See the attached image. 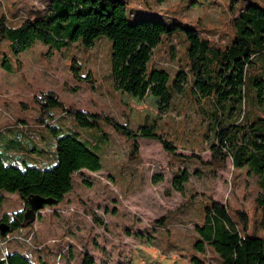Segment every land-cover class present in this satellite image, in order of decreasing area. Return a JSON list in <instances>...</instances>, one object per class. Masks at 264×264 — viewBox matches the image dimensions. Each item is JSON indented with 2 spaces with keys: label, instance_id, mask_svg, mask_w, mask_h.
Listing matches in <instances>:
<instances>
[{
  "label": "rangeland",
  "instance_id": "1",
  "mask_svg": "<svg viewBox=\"0 0 264 264\" xmlns=\"http://www.w3.org/2000/svg\"><path fill=\"white\" fill-rule=\"evenodd\" d=\"M125 1L128 16L159 19L174 30L166 38L144 31L139 42L116 50L102 37L87 52L74 45L71 53L38 42L15 54L10 41L0 36V155L5 164L51 168L57 139L76 131L103 166L99 172L76 175L65 201L44 207L33 226L8 233L11 238L35 230L30 245L9 244L10 264L13 253L24 249L43 256L46 264H81L83 252L99 264H192L195 226L203 222L204 208L212 199L229 204L232 211H246L250 216L246 232L264 240V211L255 204L258 178L249 176L247 167L235 170L230 154L224 167L208 164L212 145L217 144L210 115L204 119L189 94L177 93L170 110L161 107L176 72L184 70L188 44L182 28L192 26L224 45L236 36V21L243 11L252 4L264 7V0ZM50 3L0 0V16L7 14L20 23L43 14ZM70 54L83 65L70 62ZM112 60L121 63L118 79L110 75ZM48 92L56 93L67 111L101 116L89 117L98 124L84 128L63 108H51L47 110L55 117L51 128L41 126L37 121L44 109L41 97ZM246 108L249 120L264 116L262 105L250 97ZM244 112L245 107L239 119ZM107 119L120 125L128 120L138 135L157 131L173 142L175 152H166L157 140L138 137L140 149L134 153L136 139L118 133ZM229 124L238 125L234 118ZM182 171L188 173V181L178 191L174 181ZM23 209L17 193L0 190V218ZM41 248L51 254L43 255ZM206 257L208 264H221L214 252Z\"/></svg>",
  "mask_w": 264,
  "mask_h": 264
},
{
  "label": "trees",
  "instance_id": "2",
  "mask_svg": "<svg viewBox=\"0 0 264 264\" xmlns=\"http://www.w3.org/2000/svg\"><path fill=\"white\" fill-rule=\"evenodd\" d=\"M126 5L125 0H51L43 14L26 18L20 23H13L7 14H2L0 36L10 41L15 54L26 52L38 42L57 52L66 50L71 53L74 45L82 46L87 52L102 37L112 41L116 50L119 45L139 42L144 31L160 32L166 38V34L174 30L159 19L128 16ZM236 26L233 41L224 45L202 36L192 26L182 28L188 44L185 64L181 65L184 70L176 72L169 90L161 99V107L170 110L177 93L189 94L198 113L204 119L210 115L213 141L217 144L212 145V160L215 161L212 163L211 160L208 164L224 167L230 154L235 170L247 167L249 176L258 178L259 193L255 204L257 209L264 211V116L249 120L246 108L250 97L252 102L262 105L264 112V7L258 4L248 6L237 19ZM70 56V62L83 65L74 54ZM4 66L10 69L7 62ZM120 68V61L112 60L110 75L118 79ZM41 99L44 109L37 121L43 127L51 128L55 120L47 113L51 108H63L65 114L76 116L79 125L84 128L98 124L90 118H101L74 109L67 111L54 92L44 93ZM202 102L211 106V112L205 109L206 104ZM244 107V117L239 119ZM47 117L51 121H47ZM233 118L238 125L229 124ZM107 121L118 133L136 139L134 153L140 149L138 137L157 140L166 152H175L173 142L167 141L157 131L138 135L128 120L123 125L115 120ZM79 137L81 134L75 131L58 138L55 165L47 169L6 165L0 155V190L17 193L24 203L23 210L12 216H2L0 224L7 223L11 231L25 228L28 224L24 214L33 196L61 204L73 191L76 175L102 170L101 158ZM33 151L37 152L36 149ZM187 181L188 173L182 171L181 176L175 178V188L181 191L182 184ZM95 220L103 224L98 217ZM249 220L246 211H232L229 204L212 199L204 208L203 222L195 226L196 240L192 246L191 263L208 264L205 260L208 252H214L219 255L221 264H264V240L249 236L246 232ZM39 252L51 254L47 248H41ZM6 253V259L2 258L5 264H10L9 249ZM11 264H46V261L43 256L35 257L33 251L24 249L13 253ZM81 264L99 262L92 254L83 252Z\"/></svg>",
  "mask_w": 264,
  "mask_h": 264
},
{
  "label": "water",
  "instance_id": "3",
  "mask_svg": "<svg viewBox=\"0 0 264 264\" xmlns=\"http://www.w3.org/2000/svg\"><path fill=\"white\" fill-rule=\"evenodd\" d=\"M57 205L53 201L46 199L41 196H33L29 200V208L25 211V222L28 224L27 226L34 223L38 215L46 206H54ZM11 232L10 226L7 223L0 224V235L1 237H5L8 233Z\"/></svg>",
  "mask_w": 264,
  "mask_h": 264
},
{
  "label": "built area",
  "instance_id": "4",
  "mask_svg": "<svg viewBox=\"0 0 264 264\" xmlns=\"http://www.w3.org/2000/svg\"><path fill=\"white\" fill-rule=\"evenodd\" d=\"M59 210H55L54 212H57ZM40 216V214L38 215V217ZM37 217V218H38ZM35 230L33 229L32 231H30L27 235H18V236H14V237H11L9 238L7 235L5 236L4 239H0V251L2 253V257H4L6 259L7 257V253H6V250L9 246L10 243H12L13 241H19V242H22L23 244H31V240L34 239L35 237ZM40 247L37 246V248L35 249H39ZM61 258V256H60Z\"/></svg>",
  "mask_w": 264,
  "mask_h": 264
}]
</instances>
